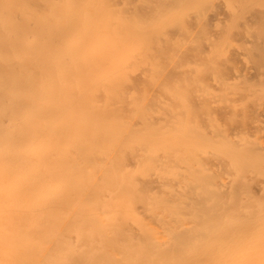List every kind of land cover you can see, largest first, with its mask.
Instances as JSON below:
<instances>
[{"label": "bare ground", "instance_id": "obj_1", "mask_svg": "<svg viewBox=\"0 0 264 264\" xmlns=\"http://www.w3.org/2000/svg\"><path fill=\"white\" fill-rule=\"evenodd\" d=\"M0 264H264V0H0Z\"/></svg>", "mask_w": 264, "mask_h": 264}, {"label": "rangeland", "instance_id": "obj_2", "mask_svg": "<svg viewBox=\"0 0 264 264\" xmlns=\"http://www.w3.org/2000/svg\"><path fill=\"white\" fill-rule=\"evenodd\" d=\"M193 24L192 23H189L188 24V27L192 28Z\"/></svg>", "mask_w": 264, "mask_h": 264}]
</instances>
